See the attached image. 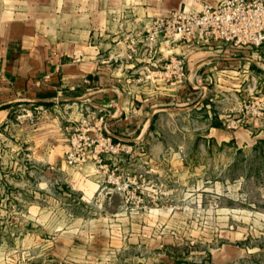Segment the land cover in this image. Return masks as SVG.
I'll list each match as a JSON object with an SVG mask.
<instances>
[{
    "label": "crops",
    "instance_id": "0c3cea01",
    "mask_svg": "<svg viewBox=\"0 0 264 264\" xmlns=\"http://www.w3.org/2000/svg\"><path fill=\"white\" fill-rule=\"evenodd\" d=\"M202 1L218 0H0V142L15 158L8 156L6 166L17 163L21 150L29 167L57 177L63 187L78 191L80 199L89 202L101 186L96 170L90 164L70 167L64 163L65 128L88 110L103 116L105 134L133 149L151 133L157 118L176 114L203 113L206 125L200 132L217 143L254 141L247 139L248 133L261 126L247 120L236 129L225 128L222 113L216 110L219 100L208 95L212 89L224 90L229 85L246 55L254 60L256 51L264 59V45L232 50L219 43L188 46L160 40L149 51L137 41L154 16L183 5L195 7ZM129 40L135 42L134 51L126 45ZM175 55L185 60L181 81L150 73L159 71ZM25 109L30 110L32 120L20 115ZM17 123L22 124L14 127ZM139 149L146 148L142 145L118 156L119 166L137 170ZM108 159L112 158L105 155L104 160ZM179 163L186 164L185 160ZM25 167L24 175L31 177L32 171ZM14 191V186L7 185V193ZM23 204L34 205L27 200ZM127 234L125 252L133 242ZM233 248L221 245L212 261L240 257L233 255ZM167 251L152 259H133L127 253L125 263H191Z\"/></svg>",
    "mask_w": 264,
    "mask_h": 264
},
{
    "label": "rangeland",
    "instance_id": "374dc122",
    "mask_svg": "<svg viewBox=\"0 0 264 264\" xmlns=\"http://www.w3.org/2000/svg\"><path fill=\"white\" fill-rule=\"evenodd\" d=\"M253 56L224 90L209 92L223 124L250 96L264 95V59ZM251 121L262 131L252 129L247 139L254 141L240 144L204 136L203 113L157 118L138 144L146 149L137 170L122 169L118 157L105 161L106 172L93 168L101 186L89 202L29 167L21 150L7 167L14 157L0 142V264H126L127 253L152 259L167 250L190 264H264V116ZM129 179V189H120ZM126 231L133 241L127 252ZM221 245L240 257L212 261Z\"/></svg>",
    "mask_w": 264,
    "mask_h": 264
},
{
    "label": "built area",
    "instance_id": "2783aa9c",
    "mask_svg": "<svg viewBox=\"0 0 264 264\" xmlns=\"http://www.w3.org/2000/svg\"><path fill=\"white\" fill-rule=\"evenodd\" d=\"M141 41L151 51L162 40L168 43L180 41L188 46H203L211 43L227 45L232 50L259 49L264 45V0H218L215 3L202 1L198 6H180L165 14L151 18L144 31L139 32ZM135 42L129 40L127 47L135 50ZM250 57L246 55V60ZM244 68V65H242ZM185 60L180 56H170L159 71H150L172 81L184 78ZM245 71V70H244ZM240 113L224 122L227 129H235L240 124L264 116V95L248 98ZM245 102V101H243ZM21 116L33 119L29 109ZM103 116L91 111L81 116L65 128L67 146L64 149V163L67 166L91 164L96 171L109 170L104 156L115 159L133 150L129 143L115 141L103 131ZM131 179L119 188L128 190ZM139 200V198H138Z\"/></svg>",
    "mask_w": 264,
    "mask_h": 264
}]
</instances>
